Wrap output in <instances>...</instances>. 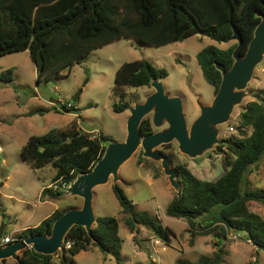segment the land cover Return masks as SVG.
I'll return each instance as SVG.
<instances>
[{"label":"trees","instance_id":"1","mask_svg":"<svg viewBox=\"0 0 264 264\" xmlns=\"http://www.w3.org/2000/svg\"><path fill=\"white\" fill-rule=\"evenodd\" d=\"M261 14H264V0H0V57L28 51L40 84L54 76L69 75L92 52L122 39H136L158 48L195 35L224 43L238 30L244 41L241 51L244 56L262 20ZM237 46L236 42L226 49L209 46L197 55L203 76L215 88V94L222 82L217 66L229 71ZM9 75H12L10 71L5 77ZM167 77L165 69L147 60L124 63L115 77L113 96L118 101L113 105L114 112L124 113L137 102H132L138 97L136 93L127 98L128 90L149 87L153 80ZM262 93L255 94L256 99L240 114L237 134L224 138L218 147L225 153L226 173L221 178L201 180L186 165L178 167L181 189L166 213L186 220L192 238L213 234L218 239V248L229 233L244 232L257 249L264 251V219L250 210L251 203L264 205V189L247 187L252 169L264 158ZM80 95L81 91L74 98L77 100ZM65 110L71 113L78 108L65 106ZM141 131L143 136L154 132L150 117L143 120ZM113 141L102 133L96 136L73 126L70 133L54 130L32 136L22 148L21 156L34 170L51 165L57 170L54 183L63 180L70 185L79 175L95 167ZM142 159L145 160L143 155ZM113 191L126 215V225L135 237L146 228L155 239L170 244L172 230L149 212L138 211L118 184L113 186ZM63 195L64 189L52 187L42 192V198L55 200ZM76 207L69 205L55 211L37 227L22 231L20 237L51 235L56 220ZM119 232L116 217H98L91 235L82 226L70 230L66 243L72 246L63 254L44 255L27 249L18 261H11L13 264H76L74 256L95 247L112 256L117 264H123V240ZM220 253L214 257L203 256L196 263L180 261L178 264H220ZM8 263L9 260L0 262Z\"/></svg>","mask_w":264,"mask_h":264},{"label":"rangeland","instance_id":"2","mask_svg":"<svg viewBox=\"0 0 264 264\" xmlns=\"http://www.w3.org/2000/svg\"><path fill=\"white\" fill-rule=\"evenodd\" d=\"M235 40L219 43L202 35H195L183 42L154 47L136 39H122L92 52L72 72L54 76L49 81L37 82V70L28 51L10 53L0 57V228L5 225L6 233L37 226L53 208L45 204L42 191L47 188L62 189L54 183L57 170L51 165L42 170L32 169L22 158L21 150L32 136H42L51 131L70 133L73 126L81 131L100 133L112 138L113 142H125L128 135L130 108L143 103L155 89L152 86L128 90L127 98L136 93L137 102L124 113L114 112L117 99L113 96L115 77L118 69L128 62L147 60L157 68L167 71L163 79L167 93L180 97L185 106L188 124L200 115V105H210L215 98V88L203 76L197 55L209 46L226 49ZM10 71V77L5 74ZM264 56L254 72L246 89V96L236 106L230 122L220 127L219 139L237 134L236 125L240 114L256 99L255 94L264 91ZM81 91L79 99L74 95ZM58 102V103H56ZM72 104L78 111L65 110ZM234 131L230 132L229 127ZM158 131L161 129H157ZM222 144V143H221ZM220 144V145H221ZM214 146L206 155L192 159L179 151L178 144L172 143L169 151L176 153L177 164L186 165L199 179L216 181L226 173L223 164L225 153ZM225 150V148H224ZM119 185L138 211H147L160 223L173 231L170 244L155 238L146 228L135 237L126 225V215L113 191ZM49 186V187H48ZM252 190L264 189V158L255 166L247 180ZM93 207L96 217H116L120 224L123 253L127 258L123 264H178L180 261L196 263L203 256L214 257L220 251V264H264V251L257 249L247 233H229L219 243L212 235L198 234L192 238L188 222L169 217L167 207L177 191L165 175L160 162L143 160L136 154L119 170V181L114 178L108 184L94 188ZM55 200V199H53ZM57 205H83V199L74 197L64 190ZM61 208V209H62ZM250 210L264 219V205L251 203ZM76 264H117L116 260L92 247L73 257ZM10 263L13 264L11 259Z\"/></svg>","mask_w":264,"mask_h":264},{"label":"water","instance_id":"3","mask_svg":"<svg viewBox=\"0 0 264 264\" xmlns=\"http://www.w3.org/2000/svg\"><path fill=\"white\" fill-rule=\"evenodd\" d=\"M260 16L262 20L244 56L241 54L244 41L238 30H235L233 36L225 41L238 42L233 53L234 63L229 71L217 66L222 73L219 91L210 105H200V115L191 125L187 121L183 100L167 93L163 79L153 80L151 86L155 91L143 103H138L129 109L128 135L125 142L109 144L104 156L95 167L90 172L79 175L67 188L70 195L83 199V205L68 210L59 217L53 225L51 235L48 233L30 235L21 241L1 245L2 239L7 235L5 225L2 226L0 262L10 259L18 261L20 254L30 247L44 255L63 254L66 251V238L74 226L84 227L91 235L92 228L97 222L93 207L94 188L108 184L112 177L116 184L119 181V170L139 149L144 151L145 158L161 163L165 175L179 193L181 189L178 181L179 171L174 168L172 158L159 148L176 142L182 154L196 159L203 157L214 146L222 143L219 139L220 127L230 122L236 106L245 98V91L264 56V14ZM147 117L152 118L156 132L143 136L141 125Z\"/></svg>","mask_w":264,"mask_h":264},{"label":"built area","instance_id":"4","mask_svg":"<svg viewBox=\"0 0 264 264\" xmlns=\"http://www.w3.org/2000/svg\"><path fill=\"white\" fill-rule=\"evenodd\" d=\"M263 73H264V72H263ZM72 107H73L72 104H67V108H68V109H70V108H72ZM234 130H235V128H234L233 126H230V127H229V131H230V132H232V131H234ZM57 183H58V182H57ZM59 183L61 184V188L64 189V190L67 189V188L69 187V185H68L66 182H64L63 180H60ZM57 188H58V187H55V189H57ZM20 233H21V231H20V232L18 231V232H14V233L11 234V235H7L5 238L2 239L1 245L11 244V243H13V242L23 240L24 238L20 237ZM159 243H160V240L155 239V241H154V249L156 248L155 245H159ZM71 246H72V244H71L70 242L65 243V249H66V250L70 249ZM29 249H33V248L30 247ZM152 261H153V264H159L155 259H153Z\"/></svg>","mask_w":264,"mask_h":264},{"label":"flooded vegetation","instance_id":"5","mask_svg":"<svg viewBox=\"0 0 264 264\" xmlns=\"http://www.w3.org/2000/svg\"><path fill=\"white\" fill-rule=\"evenodd\" d=\"M154 88V87H153ZM151 118V117H150ZM151 120H152V118H151ZM153 129H154V127H153ZM154 132H156V130L154 129ZM153 133V132H152ZM170 148H172V143L171 144H167V145H163L162 147H160L159 148V150H161L164 154H166L167 156H169V157H171L172 158V160H173V166H174V168H176V169H178V167L180 166V165H178L177 164V156H176V153H174V152H171V151H169L170 150ZM142 155H143V157H144V151L142 150V149H139L138 150ZM186 156V155H185ZM188 157V156H187ZM145 158V157H144ZM148 159V158H147ZM145 160H146V158H145ZM152 161V160H151ZM153 162H155V161H153ZM184 165V164H183ZM178 171H179V174H180V170L178 169ZM178 179H179V176H178Z\"/></svg>","mask_w":264,"mask_h":264},{"label":"crops","instance_id":"6","mask_svg":"<svg viewBox=\"0 0 264 264\" xmlns=\"http://www.w3.org/2000/svg\"><path fill=\"white\" fill-rule=\"evenodd\" d=\"M82 131H84V130H82ZM88 132V131H87ZM49 187V186H48ZM47 188V187H46ZM43 192V191H42ZM42 197V196H41ZM60 200V199H59ZM58 200H53V199H45V201H43V203H45V204H50L53 208L51 209V211L49 212V214L45 217V219L46 218H48L49 216H51L55 211H57V210H60L62 207L61 206H59V205H57V202ZM77 206V205H76ZM82 206V205H81ZM79 206H77L76 208H78ZM45 219H43V220H45ZM42 220V221H43ZM41 221V222H42ZM40 222V223H41ZM40 223L38 224V225H40ZM37 225V226H38ZM37 226H35V227H37ZM27 228H31V227H25V228H21V229H19V230H14V231H16V232H22V231H24L25 229H27ZM21 255V254H20ZM122 257H123V259L124 258H127L125 255H124V253H123V249H122Z\"/></svg>","mask_w":264,"mask_h":264}]
</instances>
